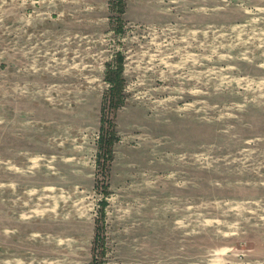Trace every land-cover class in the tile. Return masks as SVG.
Segmentation results:
<instances>
[{"label": "rangeland", "instance_id": "374dc122", "mask_svg": "<svg viewBox=\"0 0 264 264\" xmlns=\"http://www.w3.org/2000/svg\"><path fill=\"white\" fill-rule=\"evenodd\" d=\"M0 264H264V0H0Z\"/></svg>", "mask_w": 264, "mask_h": 264}, {"label": "trees", "instance_id": "16d2710c", "mask_svg": "<svg viewBox=\"0 0 264 264\" xmlns=\"http://www.w3.org/2000/svg\"><path fill=\"white\" fill-rule=\"evenodd\" d=\"M105 74H106V80H108L110 86L108 88V91L106 92L107 95L109 96V99H110V103L115 101V103H119V99H120V91H121V84H120V81H121V77H120V69H119V66L118 64H113V63H107L106 64V70H105ZM117 97V98H116ZM105 100V98H104ZM102 109L104 108L105 109V102L103 101L102 104ZM118 105V104H117ZM101 130V135H100V139H99V142H105L103 139L104 137H107V139L109 140L110 139V132L111 131L110 129L107 131L104 130V128H100ZM113 135V134H112ZM110 150V147L108 146L105 153H108Z\"/></svg>", "mask_w": 264, "mask_h": 264}]
</instances>
